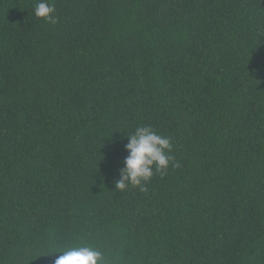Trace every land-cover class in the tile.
<instances>
[{
    "label": "trees",
    "instance_id": "obj_1",
    "mask_svg": "<svg viewBox=\"0 0 264 264\" xmlns=\"http://www.w3.org/2000/svg\"><path fill=\"white\" fill-rule=\"evenodd\" d=\"M0 0V264H264V0ZM173 145L114 188L126 133Z\"/></svg>",
    "mask_w": 264,
    "mask_h": 264
},
{
    "label": "clouds",
    "instance_id": "obj_2",
    "mask_svg": "<svg viewBox=\"0 0 264 264\" xmlns=\"http://www.w3.org/2000/svg\"><path fill=\"white\" fill-rule=\"evenodd\" d=\"M55 5L50 0H38L34 15L50 24H56ZM127 143L123 145L127 153L118 168L119 178L114 181V188L119 191L129 186L147 191L146 184L154 172L164 174L174 157L171 138L155 132L150 125L138 126L131 134L126 133ZM60 255L54 264H104L103 254L87 245L66 247L58 251Z\"/></svg>",
    "mask_w": 264,
    "mask_h": 264
}]
</instances>
